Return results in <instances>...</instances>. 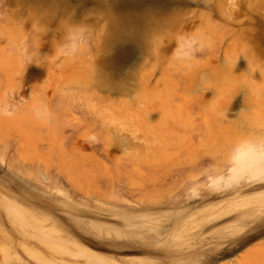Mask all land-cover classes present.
<instances>
[{"label": "rangeland", "instance_id": "obj_1", "mask_svg": "<svg viewBox=\"0 0 264 264\" xmlns=\"http://www.w3.org/2000/svg\"><path fill=\"white\" fill-rule=\"evenodd\" d=\"M257 138L264 0H0V264H264Z\"/></svg>", "mask_w": 264, "mask_h": 264}, {"label": "bare ground", "instance_id": "obj_2", "mask_svg": "<svg viewBox=\"0 0 264 264\" xmlns=\"http://www.w3.org/2000/svg\"><path fill=\"white\" fill-rule=\"evenodd\" d=\"M13 31V30H12ZM11 34V33H10ZM8 39V38H7ZM9 40H10V38H9ZM5 63H2L1 65H4ZM8 66V65H7ZM4 68V67H3ZM9 70H8V74L10 75V72H11V70H12V68L10 69V68H8ZM17 70V69H16ZM17 72V71H16ZM15 72V73H16ZM11 75H13V74H11ZM10 75V76H11ZM4 108V107H3ZM3 108H1V109H3ZM7 108V107H6ZM4 111V110H3ZM43 124V123H42ZM74 126V125H73ZM253 149V148H252ZM251 149V150H252ZM250 151V150H249ZM254 151H252V153H253ZM241 153V152H240ZM239 153V154H240ZM250 153V152H249ZM255 153H256V151H255ZM254 153V155L256 156V154ZM244 154V153H243ZM251 154V153H250ZM240 157H242V156H240ZM243 158H245V156L243 157ZM242 158V159H243ZM255 159V158H254ZM246 160H247V158H246ZM257 162H259L258 161V159H257ZM247 163V162H246ZM245 163V164H246ZM250 163V162H249ZM236 164H238L239 165V163H236ZM240 164H242L243 165V163H240ZM257 164H259V163H257ZM256 164V165H257ZM261 164V163H260ZM250 165V164H249ZM262 165V164H261ZM245 166V165H244ZM243 166V168H245ZM263 166V165H262ZM237 166L235 165V166H230V167H228L229 168V170H232V169H234V168H236ZM247 167V166H246ZM257 167H259V166H257ZM247 169V168H246ZM246 169H244V171L246 170ZM258 169H260V168H258ZM243 170V169H242ZM250 170H251V167H250ZM249 170V171H250ZM247 171V170H246ZM264 172V171H263ZM257 173V172H256ZM250 179V178H249ZM257 180H259V182H264V177H260V179L258 178ZM262 188H264V183L262 184V185H260V186H251V187H247V188H244V186H242V187H235L231 192H230V194H232L233 196H238V195H240V194H244V193H247V192H250V191H256V190H258V189H262ZM4 198V197H3ZM4 200V199H3ZM7 200V199H6ZM6 202V201H5ZM8 203V202H7ZM232 205H235V203H230V204H228L226 207H225V209L224 208H222L221 206H216V211H214L213 213H211L210 215H215L214 217H221V216H224V215H226V214H229L230 212H232L233 211V209L231 208V206ZM207 215V218H208V214H206ZM205 215V216H206ZM210 217V216H209ZM194 218V217H193ZM211 218V217H210ZM213 218V217H212ZM207 221L205 222V223H207L208 221H210L209 219H206ZM42 221V220H41ZM43 221H45V219H43ZM47 221V220H46ZM258 224V222H256L255 224H251L250 225V227H249V233H247L246 234V236L245 237H243L242 238V241H243V243L244 242H246V241H250V240H252L254 237H256L255 236V234L257 233H255L254 232V228H255V226ZM263 233H264V231H263ZM261 245V244H260Z\"/></svg>", "mask_w": 264, "mask_h": 264}, {"label": "clouds", "instance_id": "obj_3", "mask_svg": "<svg viewBox=\"0 0 264 264\" xmlns=\"http://www.w3.org/2000/svg\"><path fill=\"white\" fill-rule=\"evenodd\" d=\"M77 37L73 36L70 37V39H76ZM76 51L75 46L69 45L65 50V54L67 55H72ZM249 148H254L256 153L259 155L262 163H264V138H257L253 140H248V141H242L235 151L239 153L240 151H246Z\"/></svg>", "mask_w": 264, "mask_h": 264}]
</instances>
